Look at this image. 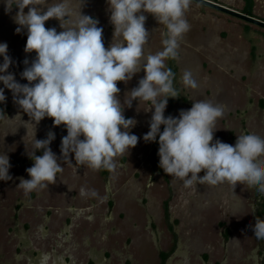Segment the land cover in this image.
<instances>
[{
    "label": "rangeland",
    "instance_id": "rangeland-1",
    "mask_svg": "<svg viewBox=\"0 0 264 264\" xmlns=\"http://www.w3.org/2000/svg\"><path fill=\"white\" fill-rule=\"evenodd\" d=\"M215 1L239 11L245 4V0ZM59 2L46 0L45 6ZM68 2L74 12L80 10L99 21L106 49L122 41L114 36L108 0ZM17 11L13 6L6 12L0 0V43L8 45L12 60L8 72L23 85L29 82L21 74L36 53L24 50L27 29L15 31ZM253 12L264 20V0H255ZM144 14L150 32L146 58L163 50L167 30L153 15ZM185 17L190 30L179 40L178 58L172 65L178 97L168 98L165 117H178L193 101H211L225 107L214 140L234 146L242 134L264 137V28L194 0ZM45 27L63 31L55 18ZM165 63L171 69L170 59ZM185 70L193 73L196 89L183 85ZM144 75L141 70L127 83L117 82L122 104ZM0 88L6 97L0 103V154L9 157L12 177L0 180V264H264V239L253 232L256 217L264 220V194L246 183L234 190L227 183L185 187L183 181L167 175L159 166V138L143 139L154 111L150 101L134 100L131 108L125 105V118L136 121L130 133L139 140L135 148L115 158L114 170L105 173L76 165L72 153V165L58 159L64 170L55 184L25 193L18 185L20 178L30 179L26 169L34 164L30 157L34 139H46L52 131L55 139L49 147L60 158L67 129L63 124L54 126L50 117L34 124L2 81ZM42 154L43 150L35 152ZM81 188L88 194L81 195Z\"/></svg>",
    "mask_w": 264,
    "mask_h": 264
},
{
    "label": "clouds",
    "instance_id": "clouds-1",
    "mask_svg": "<svg viewBox=\"0 0 264 264\" xmlns=\"http://www.w3.org/2000/svg\"><path fill=\"white\" fill-rule=\"evenodd\" d=\"M191 3L192 0H108L114 36L122 37V41L106 49L99 21L82 15L80 10L74 12L68 0L48 6L46 0H4L6 12L13 6L18 8L15 31L19 34L27 29L24 50L34 51L36 57L21 74L29 82L22 85L8 72L12 64L8 45L0 43V81L34 124L50 117L54 126L63 124L67 129L60 158L49 147L55 139L52 131L46 139H34L30 156L34 164L26 169L30 179L20 178L19 188L30 193L55 184L57 174L64 170L58 159L72 165V153L76 165L96 171L114 170L115 158L135 148L139 140L130 133L136 121L125 118L124 107L131 108L134 100H142L150 101L154 109L150 130L143 139L156 142L159 138V166L167 175L183 181L185 187L227 183L234 190L237 184L246 183L258 186L257 190L264 194V137L242 134L234 146L214 140L216 123L225 107L211 101H193L192 107L180 110L178 117L164 115L168 98L178 97L174 73L165 61L178 58L179 40L190 30L185 13ZM144 13L153 15L167 30L163 50L146 58L144 46L150 32L145 28ZM52 18L60 22L63 31L45 27ZM24 63L29 64L27 60ZM141 70L144 77L122 104L117 82L127 83ZM182 83L186 88L198 87L190 70L184 71ZM5 101L4 89L0 88V103ZM36 150H43V154L35 155ZM10 167L9 157L0 154V180L12 179ZM202 171L204 175H198ZM80 194L88 193L81 188ZM91 195L97 193L92 190ZM253 232L257 239H264V220L256 217Z\"/></svg>",
    "mask_w": 264,
    "mask_h": 264
},
{
    "label": "water",
    "instance_id": "water-1",
    "mask_svg": "<svg viewBox=\"0 0 264 264\" xmlns=\"http://www.w3.org/2000/svg\"><path fill=\"white\" fill-rule=\"evenodd\" d=\"M194 1L264 28L263 19L252 16L246 12L236 10L234 8L228 7L214 0H194Z\"/></svg>",
    "mask_w": 264,
    "mask_h": 264
},
{
    "label": "trees",
    "instance_id": "trees-1",
    "mask_svg": "<svg viewBox=\"0 0 264 264\" xmlns=\"http://www.w3.org/2000/svg\"><path fill=\"white\" fill-rule=\"evenodd\" d=\"M245 3L246 4H245L244 12H246L250 15H253L252 12H253L254 0H245ZM170 64H171V71H172L173 70L172 65L174 66V59H170ZM156 153H157V150H156V147H154V149L152 151V160L155 163L157 162ZM104 172L107 173L108 170L104 169ZM228 233H229V230H227V235H228Z\"/></svg>",
    "mask_w": 264,
    "mask_h": 264
},
{
    "label": "crops",
    "instance_id": "crops-1",
    "mask_svg": "<svg viewBox=\"0 0 264 264\" xmlns=\"http://www.w3.org/2000/svg\"><path fill=\"white\" fill-rule=\"evenodd\" d=\"M214 1H215V0H214ZM245 4H246V3H245ZM245 4H244V7H243V9H241V11H242V12H244ZM254 7H255V0H254L253 11H254ZM252 14L254 15V12H252Z\"/></svg>",
    "mask_w": 264,
    "mask_h": 264
}]
</instances>
